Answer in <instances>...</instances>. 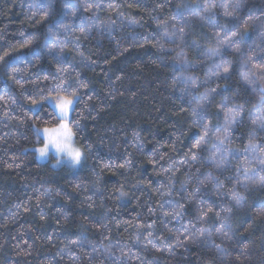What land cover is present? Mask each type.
Masks as SVG:
<instances>
[{
  "label": "trees",
  "instance_id": "1",
  "mask_svg": "<svg viewBox=\"0 0 264 264\" xmlns=\"http://www.w3.org/2000/svg\"><path fill=\"white\" fill-rule=\"evenodd\" d=\"M38 2L0 0V57H4L0 60V96L15 101H0V264H73L72 256L80 258L77 264H140V260L127 257L126 249L124 256L114 249L111 256L90 258V247L81 250L68 244L81 236L87 237L85 245L91 242L98 248L109 243L128 244L144 264H264V214H261L264 213V188L251 184L247 188L238 186L245 198L242 207L236 206L227 194L218 195L212 185L200 193L199 199L206 203L232 208L227 221L232 228V240L222 243L215 239L224 249L222 254L203 244L176 246L175 236L168 228L183 232L187 220L169 221L159 209L163 200L184 202L178 193H182L180 185L186 173L192 174L195 181L203 179L209 169L196 173L199 165L191 169L177 165L174 175H157L173 161L183 160L198 138L197 129L190 127L194 119L191 108L187 101L179 99L182 85L172 87L175 53L165 54L159 45L153 47L158 41L165 49L175 47L161 40L164 29L158 25L168 21L170 35L175 31L172 23L177 28L185 26L188 35L181 47L191 65L186 74L200 79L199 92L215 88L217 83H226L228 88L218 90L221 94L215 96L214 103L239 91L237 101H246L245 107L251 109L258 97L238 82L242 57L230 48H222V56L213 58L216 62L222 58L232 61L230 80H208L213 60L204 55V48L216 44L214 24L231 26L234 23L232 18L224 16L219 6L231 0H215L217 7L211 11L202 6L193 10L192 6L202 5L203 0H101L104 7L97 13L99 20L90 22L88 13L83 12V21L65 19L71 28L62 32L60 40H67L63 56L71 64L67 74L69 91L77 89L79 94L70 117L73 138L77 147L87 149L78 171L65 165L53 167L55 158L40 163L36 157L35 149L42 146V138L35 129L55 127L58 121H54L49 102L34 107L30 101L47 95L50 88H55L58 78L65 76L57 71L56 61L43 47L51 22L37 23L39 16L32 17L29 9L30 4ZM70 2L76 3V0ZM109 2L118 5L117 9H107ZM157 4L163 7L157 8ZM177 5L182 7L178 9ZM117 11L122 15L117 16ZM237 16L241 21L249 16L258 18L250 23L242 47L247 52L251 45L255 59L264 61V46H257L259 34L264 32V0H242ZM132 19L138 23H130ZM110 21L115 23L104 26ZM89 23L93 27L87 37H81L77 47L73 37L80 36V27H87ZM33 34L37 35L32 44L24 46L27 37ZM176 39L179 44L178 34ZM193 40L199 43V48L192 45ZM69 48L72 50L68 51ZM5 61L9 69H20L12 79L5 70ZM77 77L87 84L86 88L79 87ZM210 115L213 124L222 122L223 114H217L214 106ZM250 128L245 120L233 136L234 148L242 149L248 142ZM261 135L264 134L257 133L258 138ZM208 154L206 146L202 155ZM125 160L131 164L119 167ZM236 164V160L230 159L228 171L223 174L211 171L221 181L231 177L226 183L230 187L237 175ZM170 177L175 191L161 197L160 193L166 189L160 186L167 184ZM121 186L128 193L122 198L117 191ZM185 187L189 192L193 190L190 185ZM41 194L45 195L38 201ZM196 207V204L188 206L186 213L193 223H196ZM149 208L155 209V214L149 213ZM41 216L46 219L41 220ZM153 221H156L152 229L155 236L164 237L160 246H172L174 254L144 247L143 238L133 243L135 225ZM203 226L215 233L219 222L211 216ZM146 234L145 230L143 235Z\"/></svg>",
  "mask_w": 264,
  "mask_h": 264
},
{
  "label": "snow or ice",
  "instance_id": "2",
  "mask_svg": "<svg viewBox=\"0 0 264 264\" xmlns=\"http://www.w3.org/2000/svg\"><path fill=\"white\" fill-rule=\"evenodd\" d=\"M242 0H231L228 3H221L219 6L223 9L225 17L232 18L234 23L229 26L228 24L213 25V32L216 37L215 46H207L204 48V55L210 60L213 58L222 56V48H230L233 53L242 57L241 59V71L239 73V83L245 88L250 89L258 99L252 104V108H246L245 102H238L237 97L240 93L237 91L233 96H223L222 100L218 103H214L216 95H220V89H227L228 85L217 83L215 88H208L203 93L199 92L202 83L200 79L194 75H187L191 67L190 62L187 60L186 55L181 47L186 43L187 32L185 26L177 28L176 23H172L171 27L175 30L171 35L167 31L168 21H164L158 25L164 29L161 40L164 42H170L175 47L171 49H165L163 43L160 41L157 44H153V47L159 45V50L165 54L174 52L175 55L172 59V72H173V84L172 87L182 85L180 91L181 96L179 99L187 101L191 108V115L194 117L191 126L197 129L198 138L191 144L188 152L185 153V158L180 161H173L168 168L162 169L157 175H164L171 173L174 175L177 165L187 166L192 168L195 165L196 173H201L202 169H209L207 175L203 179L197 178L195 181L192 179V174H185V179L181 182L180 188L182 193H178L181 196L183 203L179 201L163 200L159 203V209L163 213L165 218L169 221H182L187 220L185 229L180 232L178 229L168 228V232L173 234L176 239V246L185 247L187 244H203L209 249H214L218 254H222L224 249L221 244L215 242L218 238L222 243L230 242L232 240V228L227 222L232 208L226 205L217 206L212 203H206L204 200L199 199V195L204 188L208 185H212L218 195L227 194L229 199L234 202L238 207H242L244 203V197L238 191V186L247 188L250 184L264 188V135L257 137V133L264 134V61H257L255 59L254 50L251 45H248L249 51H245L242 44L245 37L249 32L250 23L257 20V17L249 16L248 19L240 20L237 16V10L241 7ZM203 7L207 11H211L217 7L215 0H203L202 5L197 3L193 7V10ZM104 5L101 0H76V3H71L70 0H39L38 3L29 5L30 11H32V17L39 16L37 23H49L43 40V47L47 49L48 54L53 57L57 64V71L65 73L64 77H59L58 82L55 84V88H50L47 95H42L40 99H32L30 102L35 107L45 102H50L53 107L54 121H58L55 127H44L42 129L36 128V133L42 137V146L37 147L35 152L40 159L49 157L55 158V164L53 167H57L65 161L73 168H79L85 159V152L87 149L74 146L73 137L75 132L73 131L72 121L69 119L70 113L74 111V105L79 100V94L77 89L69 91L71 85L68 83V76L71 69V64L68 63L63 53L67 44V40L61 41L60 36L62 32H68L71 28L69 23H65L66 18H80L82 21L85 17L83 13H88L87 20H99L97 15L98 11L102 10ZM107 9L116 10L118 5L109 2L106 5ZM131 7V5H129ZM157 8H162L160 4L156 5ZM182 6L177 5L180 9ZM188 7V6H185ZM181 16L183 13H179ZM117 16L122 15L121 12H116ZM31 18V17H30ZM171 19H175L174 17ZM204 19V17H200ZM104 23V22H101ZM115 21H110L104 26L111 27ZM130 23H138L136 20H130ZM93 27L91 23L87 27H80V36H74L73 42L76 46H79V40L81 37H87L89 30ZM55 29V30H54ZM177 34L180 41L177 44ZM21 35H24L21 33ZM37 34H33L27 37L24 46L32 44ZM238 38V39H237ZM258 39L260 44L257 46H264V32H260ZM255 43V42H253ZM192 45L199 48L200 45L197 41L193 40ZM179 49V50H178ZM71 51L72 49H67ZM83 55V53H78ZM8 53H5L7 56ZM39 59V57H37ZM4 57H0L3 60ZM94 63V61H93ZM5 70L9 71V78L15 77V73L19 72V68H10L5 61ZM210 74L208 80L215 78L216 81H228L231 78L233 72L232 61L228 59H220L219 62L213 60L212 69L209 70ZM47 80L48 77H45ZM16 83L23 87L20 80H16ZM76 83L79 87H87V84L79 80L77 77ZM206 84L207 81H204ZM5 99L11 100V97L0 96V101ZM91 99V98H89ZM15 103L14 100H11ZM215 107L216 113L223 114L222 122L212 123L210 109ZM252 109H256L255 112ZM247 120L251 128L247 134L248 142L242 149L233 147V136L238 132ZM208 147L209 154L207 157L202 155L204 148ZM236 160V177L230 187H226V183L232 180L231 177L227 181H221L219 175H214L211 169L223 174L229 170V160ZM151 163V161H149ZM131 164L130 160H125L119 167L126 168ZM191 186L192 191L189 192L185 186ZM76 187H79L78 185ZM148 187V185H145ZM161 188H165L166 191L160 193L161 197L170 196L175 191V185L173 179L170 177L167 184H161ZM119 196L125 197L128 195L123 191V186L117 189ZM159 191V189H157ZM45 194H41L37 197L40 201ZM59 195V193L57 194ZM90 199V198H89ZM196 204L195 208V220L193 223L191 219H188L186 213L188 212V206ZM167 205V207H166ZM19 207V205H17ZM149 213L155 214V209L149 208ZM264 214V213H261ZM211 216H215L219 222V227L215 228V233L209 230V228L203 225L207 223ZM41 220H45L44 216L40 217ZM163 223V221H161ZM199 224L200 226H197ZM156 221L152 224L137 223L135 225L136 233L133 239V243H139L143 238L146 243L144 247L151 246L157 251H166L170 255L174 254L172 246L162 248L164 237L155 236L154 229ZM102 228H107V225H101ZM165 227L167 225L165 224ZM147 231L146 235H143L144 231ZM215 237V238H214ZM87 237H78L77 239L70 240L68 244L71 247L79 248L81 250L85 247L91 248L90 258L95 256H111L114 249L121 251V255H125V249L127 250V257L140 260V264H144L141 258L132 252L131 247L128 244L116 245L108 244L103 248H98L95 244L89 242L85 245L84 241ZM241 255H244L243 253ZM246 258V257H245ZM73 264H77L79 257H70ZM240 259V256H237ZM152 264V262H148Z\"/></svg>",
  "mask_w": 264,
  "mask_h": 264
},
{
  "label": "rangeland",
  "instance_id": "3",
  "mask_svg": "<svg viewBox=\"0 0 264 264\" xmlns=\"http://www.w3.org/2000/svg\"><path fill=\"white\" fill-rule=\"evenodd\" d=\"M49 105L51 106V108H52V110H53V107H52V105H51L50 102H49ZM74 106H75V105H74ZM72 112H73V111H72ZM72 112L70 113L69 119H70V117H71ZM38 136H39V135H38ZM39 137H40V136H39ZM41 138H42V137H41ZM73 141H74V138H73ZM74 146L77 147V145H75V143H74ZM36 157H37L38 162H40V163H47V162L50 161L51 158H54V157H49V158H45V159H40V158H38L37 154H36ZM61 165H65V166L71 168L73 171H78V170L80 169V167H81V166H80L79 168H73V167H72L70 164H68L66 161H65L64 163H62ZM61 165H59V166H61Z\"/></svg>",
  "mask_w": 264,
  "mask_h": 264
}]
</instances>
